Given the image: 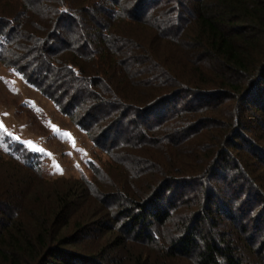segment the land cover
<instances>
[{
  "label": "trees",
  "instance_id": "1",
  "mask_svg": "<svg viewBox=\"0 0 264 264\" xmlns=\"http://www.w3.org/2000/svg\"><path fill=\"white\" fill-rule=\"evenodd\" d=\"M0 64L108 157L1 137L0 264H264V0H0Z\"/></svg>",
  "mask_w": 264,
  "mask_h": 264
},
{
  "label": "rangeland",
  "instance_id": "2",
  "mask_svg": "<svg viewBox=\"0 0 264 264\" xmlns=\"http://www.w3.org/2000/svg\"><path fill=\"white\" fill-rule=\"evenodd\" d=\"M0 138L12 135L28 149L44 154L49 175L70 180L90 177L89 161L107 163L87 135L73 126L57 108L21 76L0 64ZM59 166V170L55 167ZM117 174V170H114ZM48 175V174H47Z\"/></svg>",
  "mask_w": 264,
  "mask_h": 264
},
{
  "label": "snow or ice",
  "instance_id": "3",
  "mask_svg": "<svg viewBox=\"0 0 264 264\" xmlns=\"http://www.w3.org/2000/svg\"><path fill=\"white\" fill-rule=\"evenodd\" d=\"M0 127H2V125H0ZM17 139H18V138H17ZM55 167L59 170V166H58V165H56Z\"/></svg>",
  "mask_w": 264,
  "mask_h": 264
}]
</instances>
